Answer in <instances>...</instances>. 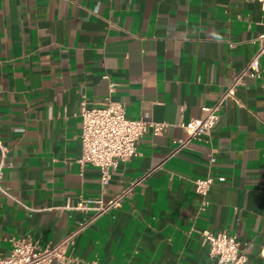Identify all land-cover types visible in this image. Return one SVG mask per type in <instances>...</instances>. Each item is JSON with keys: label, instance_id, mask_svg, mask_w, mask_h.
<instances>
[{"label": "crops", "instance_id": "0c3cea01", "mask_svg": "<svg viewBox=\"0 0 264 264\" xmlns=\"http://www.w3.org/2000/svg\"><path fill=\"white\" fill-rule=\"evenodd\" d=\"M261 33L256 0H0V256L18 240L56 245L88 218L79 201L139 182L74 238L78 264H217L204 230L234 236L246 264H264V57L209 140L177 144L180 123L216 103ZM107 101L166 126L144 133L101 187L99 169L78 163V111ZM207 175L225 181L204 198L194 180Z\"/></svg>", "mask_w": 264, "mask_h": 264}, {"label": "built area", "instance_id": "2783aa9c", "mask_svg": "<svg viewBox=\"0 0 264 264\" xmlns=\"http://www.w3.org/2000/svg\"><path fill=\"white\" fill-rule=\"evenodd\" d=\"M264 4V0H256ZM253 42L257 49L248 61L233 78L231 84L220 95L211 107H204V115L192 119L187 123H180L187 138L177 141L178 148L184 147L192 140H209L211 131L219 118V110L225 101H237L236 90L243 85L247 76H258L259 59L264 57V33L255 37ZM78 115L81 120L79 140L81 156L78 163L91 165L99 169L100 184L104 187L109 180L110 171L120 162H125L136 155V145L141 136L150 131L153 136L161 134L166 125L148 121L146 119H128L125 116L124 105L120 102L107 101L101 106H88L82 102ZM8 149L0 142V192L5 194L1 187L3 181V159ZM214 158H209L213 163ZM223 176L207 175L194 180V191L201 197H206L209 189L215 183H223ZM139 182L133 183L120 193L109 199L81 200L74 209L88 214V218L79 223L74 231L54 246L39 247L29 240L15 241L14 247L7 255L0 256V264H78V259L68 253L74 238L86 227L112 210L121 207L123 201L132 193ZM207 203L204 201L201 210ZM201 239L208 246L209 257L217 264H246L247 257L241 250L240 244L234 236L224 232H201Z\"/></svg>", "mask_w": 264, "mask_h": 264}]
</instances>
